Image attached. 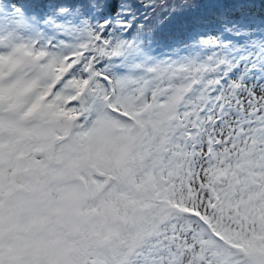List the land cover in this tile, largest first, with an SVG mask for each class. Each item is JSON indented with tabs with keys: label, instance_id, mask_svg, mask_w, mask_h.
I'll use <instances>...</instances> for the list:
<instances>
[{
	"label": "snow or ice",
	"instance_id": "1",
	"mask_svg": "<svg viewBox=\"0 0 264 264\" xmlns=\"http://www.w3.org/2000/svg\"><path fill=\"white\" fill-rule=\"evenodd\" d=\"M0 264H264V0H0Z\"/></svg>",
	"mask_w": 264,
	"mask_h": 264
}]
</instances>
